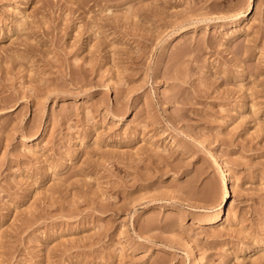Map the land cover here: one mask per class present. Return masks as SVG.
<instances>
[{
    "label": "rangeland",
    "instance_id": "rangeland-1",
    "mask_svg": "<svg viewBox=\"0 0 264 264\" xmlns=\"http://www.w3.org/2000/svg\"><path fill=\"white\" fill-rule=\"evenodd\" d=\"M0 264H264V0H0Z\"/></svg>",
    "mask_w": 264,
    "mask_h": 264
},
{
    "label": "bare ground",
    "instance_id": "bare-ground-1",
    "mask_svg": "<svg viewBox=\"0 0 264 264\" xmlns=\"http://www.w3.org/2000/svg\"><path fill=\"white\" fill-rule=\"evenodd\" d=\"M252 3H253V1H251L249 9L247 12H245V15L243 14L244 16L249 17L254 12V6L252 5ZM215 159L217 160V162H219L218 161L219 159L216 156H215ZM218 165H219L220 173H221L222 186L224 188V194L222 197V204H223L225 201L230 200L232 198L233 189L231 187V178H230L229 170L225 166H223L220 162L218 163ZM226 212H227V209L224 208V206H221L220 209L218 210V213L216 214V216L213 219H211L210 221H208L207 223L208 224H221V223L225 222ZM227 217L229 220H231L233 218V215L231 214V212H228ZM228 219H226V221ZM191 249L193 250L192 247H191Z\"/></svg>",
    "mask_w": 264,
    "mask_h": 264
}]
</instances>
